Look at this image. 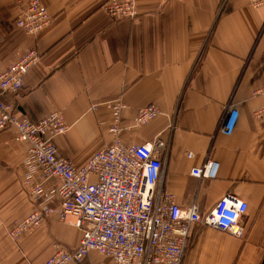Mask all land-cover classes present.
I'll return each mask as SVG.
<instances>
[{"label": "crops", "instance_id": "crops-1", "mask_svg": "<svg viewBox=\"0 0 264 264\" xmlns=\"http://www.w3.org/2000/svg\"><path fill=\"white\" fill-rule=\"evenodd\" d=\"M25 1L0 0V72L17 54L34 49L40 58L22 89L3 98L33 122L58 111L69 128L53 139L57 155L76 166L112 143L106 103L120 98L123 143H168L159 186L180 207L196 204L203 215L225 196L247 203L242 237L195 224L182 264H264V7L134 0L138 16L115 19L106 0H40L49 24L33 37L16 26ZM150 104L160 114L135 126L137 109ZM233 111L225 134L219 121ZM14 137L12 127L0 131V264H44L58 245L77 247L81 229L51 214L10 237L35 208L22 185L28 143ZM207 160L217 165L214 178L191 174ZM82 264L114 262L90 250Z\"/></svg>", "mask_w": 264, "mask_h": 264}, {"label": "built area", "instance_id": "built-area-1", "mask_svg": "<svg viewBox=\"0 0 264 264\" xmlns=\"http://www.w3.org/2000/svg\"><path fill=\"white\" fill-rule=\"evenodd\" d=\"M249 3L264 7V0ZM103 7L115 19L138 16L134 0H106ZM48 24L49 13L40 0H26L20 6L16 26L26 35L35 37ZM39 58L34 49L17 54L0 72V131L12 127L15 140L28 143L22 185L35 200V208L9 229L11 238L16 240L51 214L62 221L71 216L81 229L79 244L72 250L58 245L44 264H82L90 250L114 264H182L195 224L243 236L240 219L247 210L245 201L225 196L202 215L196 204L182 208L172 193L161 189L159 180L168 143L161 138L123 143L119 121L124 103L120 98L106 103L112 111L111 144L96 151L81 166L58 156L53 139L69 128L63 116L52 111L33 122L3 98L22 89L25 74ZM159 114L155 105L139 107L134 125L142 126ZM236 118L235 111L224 113L220 131L230 134ZM216 173L217 165L208 160L191 169L197 177L214 178Z\"/></svg>", "mask_w": 264, "mask_h": 264}]
</instances>
